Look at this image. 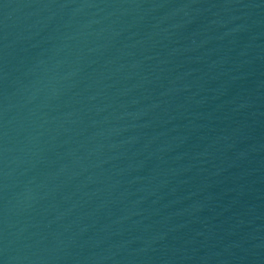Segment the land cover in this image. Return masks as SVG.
Masks as SVG:
<instances>
[{
  "label": "water",
  "instance_id": "water-1",
  "mask_svg": "<svg viewBox=\"0 0 264 264\" xmlns=\"http://www.w3.org/2000/svg\"><path fill=\"white\" fill-rule=\"evenodd\" d=\"M0 264H264V0H0Z\"/></svg>",
  "mask_w": 264,
  "mask_h": 264
}]
</instances>
